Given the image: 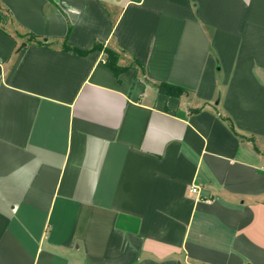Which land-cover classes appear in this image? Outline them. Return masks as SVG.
<instances>
[{
  "label": "crops",
  "instance_id": "0c3cea01",
  "mask_svg": "<svg viewBox=\"0 0 264 264\" xmlns=\"http://www.w3.org/2000/svg\"><path fill=\"white\" fill-rule=\"evenodd\" d=\"M0 17V264H264V0Z\"/></svg>",
  "mask_w": 264,
  "mask_h": 264
},
{
  "label": "trees",
  "instance_id": "16d2710c",
  "mask_svg": "<svg viewBox=\"0 0 264 264\" xmlns=\"http://www.w3.org/2000/svg\"><path fill=\"white\" fill-rule=\"evenodd\" d=\"M1 17H0V21H1ZM29 37L31 40L35 41L37 44L41 45V46H45V47H50L52 42H48V41H44L43 39L39 38L37 35L33 34V33H28ZM63 48L67 49V50H72L74 52H77L79 54L82 55H86L89 52L96 50V49H101L105 52L106 56H105V63L106 65L114 72V74L119 77V75L128 69L129 66H123L119 64V60L121 57V53L117 48L111 47V46H104L103 43L100 42H96L91 48L82 50L76 47L71 46L70 44H68L67 40L65 39L63 41ZM122 51L124 50V48H120ZM159 90L168 95V96H176L179 97L182 94L187 92V89L179 86V85H174L171 83H167V82H162L158 84Z\"/></svg>",
  "mask_w": 264,
  "mask_h": 264
},
{
  "label": "rangeland",
  "instance_id": "374dc122",
  "mask_svg": "<svg viewBox=\"0 0 264 264\" xmlns=\"http://www.w3.org/2000/svg\"><path fill=\"white\" fill-rule=\"evenodd\" d=\"M118 50L120 51V53H121L122 55H126L125 52L122 51L121 49H118Z\"/></svg>",
  "mask_w": 264,
  "mask_h": 264
},
{
  "label": "built area",
  "instance_id": "2783aa9c",
  "mask_svg": "<svg viewBox=\"0 0 264 264\" xmlns=\"http://www.w3.org/2000/svg\"><path fill=\"white\" fill-rule=\"evenodd\" d=\"M193 191H196V188L195 187L193 188Z\"/></svg>",
  "mask_w": 264,
  "mask_h": 264
}]
</instances>
